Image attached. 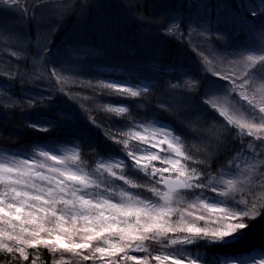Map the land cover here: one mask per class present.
<instances>
[{
	"label": "snow or ice",
	"instance_id": "snow-or-ice-1",
	"mask_svg": "<svg viewBox=\"0 0 264 264\" xmlns=\"http://www.w3.org/2000/svg\"><path fill=\"white\" fill-rule=\"evenodd\" d=\"M20 2L0 0V11H19L35 21L26 0L23 8ZM258 15L264 9H251L253 20ZM160 31L183 42L195 30L185 31L182 21L166 19ZM248 31L252 42L224 59L226 70L218 67L215 48L211 53L194 49L202 71L216 78L205 80L199 100L185 95L197 90L194 77L168 85L166 95L184 97L191 105L180 113L187 121H180L181 127L192 131L193 118L203 120L196 144L157 120L136 122L129 105L106 103L97 107L125 118L103 132L106 140L122 146L118 153L88 157L79 145L59 150L37 146L22 155L0 152V254L10 257L5 264H39L40 248L52 255L51 264H209L194 250L226 249L242 241L253 227L250 221L264 218V21ZM198 34L211 36L204 30ZM215 35L223 38V33ZM0 41L8 45L15 37L0 29ZM50 43L45 39L38 44L35 61L45 59ZM5 53L13 60L24 55L14 47H5ZM50 71L57 85L68 82L55 67ZM36 72V79L44 75L38 66ZM6 75L18 77L14 70ZM86 86L141 103L151 91L149 85L113 81H88ZM6 95V106H18V99ZM27 104L33 107L37 101ZM159 106L172 108L166 101ZM89 120L94 127L103 126L92 116ZM210 124L220 131L209 137L203 132ZM28 127L51 131L48 123ZM222 153L228 158L213 168ZM212 264H264V243L225 253Z\"/></svg>",
	"mask_w": 264,
	"mask_h": 264
},
{
	"label": "trees",
	"instance_id": "trees-1",
	"mask_svg": "<svg viewBox=\"0 0 264 264\" xmlns=\"http://www.w3.org/2000/svg\"><path fill=\"white\" fill-rule=\"evenodd\" d=\"M246 1L249 3L245 4ZM26 2L28 11L35 14V21L29 16L22 17L19 11H0V29L15 37L8 45L0 41V105H4L0 106V151L24 154L37 146L79 145L88 157L96 153L108 157L122 147L103 135L106 127L122 125L125 119L97 107L106 103L129 105L131 117L136 122L157 120L183 131L188 144L198 143L201 139L198 126L203 120L193 118L192 131L181 127L180 121H187L180 113L190 111L191 105L184 97L166 93H169L170 82L191 76L199 81L197 90L185 95L192 97L193 102L199 100L205 80L213 78L202 71L200 57L194 49L199 46L207 50V47L193 39L183 42L170 39L160 31L163 22L166 19L181 20L188 31L190 26L200 22L204 11L197 12L200 7L219 5L224 8L227 4L232 20L237 12V22L242 24L247 20L245 24L249 26L255 24L250 16L251 9L258 7V13L264 9V0H42L39 6L36 0ZM24 3L25 0H21L19 7L23 8ZM194 14L199 17L195 19ZM192 19L195 23H188ZM45 39L51 41L50 50L44 60L37 62L34 57L40 50L38 44L42 46ZM218 40L216 37L211 39L216 43ZM238 42L237 46H242V36ZM203 44H207V38H203ZM5 47L21 49L24 55L13 60L6 55ZM231 48L237 49L233 44ZM45 60L47 68L44 67ZM37 66L44 73L40 79L35 78ZM53 67L67 83L56 84L50 71ZM10 70L18 73L15 80L7 77ZM88 81L93 85L109 81L149 85L151 91L141 103L106 95L107 90L87 87ZM61 87L64 92L59 90ZM6 94L18 99V106H6L9 98ZM49 96L51 99H41ZM29 100H36L37 104L29 107ZM160 101H166L172 108L162 110ZM89 116L102 122L103 126L94 127ZM31 122L48 123L51 131L33 130L28 127ZM219 131L218 126L210 124L203 134L210 137ZM227 158V153L220 154L213 168L219 167ZM250 224L253 227L247 236L231 248L209 246L194 251L203 253L212 264L216 257L225 253H240L261 245L264 243V218L250 221ZM39 252V264H51L53 257L47 249L40 248ZM9 259L6 254H0V264Z\"/></svg>",
	"mask_w": 264,
	"mask_h": 264
},
{
	"label": "rangeland",
	"instance_id": "rangeland-1",
	"mask_svg": "<svg viewBox=\"0 0 264 264\" xmlns=\"http://www.w3.org/2000/svg\"><path fill=\"white\" fill-rule=\"evenodd\" d=\"M247 3H249V1L245 2V4H247ZM225 6L226 7H224V8L220 7L219 5H215L214 8H211V7L207 8L208 6H205L204 8L200 7L199 11H197V12L200 13L201 12L200 10L204 9V11L201 15L200 22L197 24V26H194V27L190 26L188 28V31L195 30L193 32L191 39L195 40L197 42V44H199L201 42L200 46H206L209 53H211L213 48H215L217 50V54L215 56V59L219 61L218 67L220 68V70H226V66L224 65L223 61L225 58H231V56L233 54V50L235 48H231V44H233V46H236L237 49H240V48L244 47L245 45H248L252 42V35L248 31V28L251 24L249 26H248V24H245V22L247 20H244L242 24L237 22V19H238L237 12L234 13V17L232 20V16L229 15V6H227V4ZM242 8H243V6H242ZM255 9L257 10L258 7H256ZM240 13L242 14V12H240ZM196 14H194L195 19L197 17H199V15H196ZM182 15H184V14H182ZM257 17L255 18L254 23H255V26L257 28H259L261 26V22L264 21V15H258ZM179 21H181V20H179ZM193 22H194V19H192V22H188V23H193ZM201 30L210 32L211 36L207 37V36L199 35L198 33ZM216 33H223V38H218L219 42H217V43L214 41H211L212 38L216 37V35H215ZM241 36L244 40V43L242 44V46L238 47L237 46L239 44L238 39ZM200 37H201V40H199ZM203 38H207V44L206 45L203 44ZM195 53H197V51H195ZM212 78L214 80L216 79L215 77H212ZM217 83H224V82L217 80ZM242 103H244V102L242 101ZM47 146H44V147H47ZM64 148H70V147L69 146L58 147V148L55 147V149H57V150L64 149ZM31 150L28 153H30ZM0 152H4V151H0ZM15 154H17V153H15ZM17 155H22V154H17ZM141 254H143V253H135V255H141Z\"/></svg>",
	"mask_w": 264,
	"mask_h": 264
}]
</instances>
